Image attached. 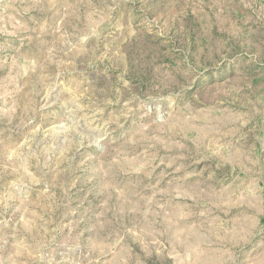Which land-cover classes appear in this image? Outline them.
Instances as JSON below:
<instances>
[{
  "label": "rangeland",
  "instance_id": "1",
  "mask_svg": "<svg viewBox=\"0 0 264 264\" xmlns=\"http://www.w3.org/2000/svg\"><path fill=\"white\" fill-rule=\"evenodd\" d=\"M0 264H264V0H0Z\"/></svg>",
  "mask_w": 264,
  "mask_h": 264
}]
</instances>
